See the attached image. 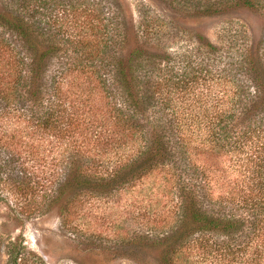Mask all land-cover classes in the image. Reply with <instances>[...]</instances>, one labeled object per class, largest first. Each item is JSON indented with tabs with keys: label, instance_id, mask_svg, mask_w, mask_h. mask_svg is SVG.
<instances>
[{
	"label": "trees",
	"instance_id": "1",
	"mask_svg": "<svg viewBox=\"0 0 264 264\" xmlns=\"http://www.w3.org/2000/svg\"><path fill=\"white\" fill-rule=\"evenodd\" d=\"M158 1L184 19L243 9L263 26L257 35L247 28L246 42L218 71L206 65L221 61L219 47L191 35L204 67L196 93L191 76L177 72V54L151 29L135 27L119 0H3L0 197L11 194L28 217L52 209L66 216L82 195L109 194L158 171L174 189L172 222L134 240L131 254L182 264L192 245L221 264H264V0ZM76 75L87 85L70 91ZM214 76L227 90L210 103ZM180 93L192 96L186 109L172 99ZM90 99L97 106L86 119L81 107ZM249 144L256 181L233 184L231 198L213 197L204 180L208 158Z\"/></svg>",
	"mask_w": 264,
	"mask_h": 264
},
{
	"label": "rangeland",
	"instance_id": "2",
	"mask_svg": "<svg viewBox=\"0 0 264 264\" xmlns=\"http://www.w3.org/2000/svg\"><path fill=\"white\" fill-rule=\"evenodd\" d=\"M2 2L0 0V7ZM119 2L127 18L134 21L135 27L140 25L151 29L156 41L177 54V72L184 71L191 76L192 90L196 93H201L204 87L203 64L202 55L196 49L197 43L191 35L200 33L219 47L221 61L218 56L217 63L206 65L212 67V71H218L223 68L226 57L246 42V29H251L257 35L263 26L261 19L243 9L227 15L184 19L158 0ZM168 19L179 25L171 24V27ZM161 24H164L163 28L157 30ZM181 28L189 31L185 32ZM74 78L66 88L78 91L75 85L82 83L86 87L83 76L76 75ZM214 78L209 85L215 90L212 91L215 94L210 103L227 90L226 85L219 84V80L217 83V78ZM174 97L172 95V99L177 101L176 108L189 107L192 96L180 93L177 98ZM79 103L82 105V101ZM93 106H97L95 99H90L81 107L86 119L91 118L88 113L94 111ZM92 134L88 133L89 136ZM205 134L199 133L198 143ZM253 145L249 144L245 152L208 158L204 180L213 197L224 193L225 197L231 198L235 185L242 181H256L250 177L252 173H248L255 169L248 155L252 153ZM129 149L124 148L120 152L124 156L129 155ZM173 190L170 180L162 177L158 171H153L132 179L109 194L80 196L66 216H59L52 209L45 214L36 213L29 217L15 205L20 203L18 200H13L9 193H3L0 197V264H11L9 253L13 255L15 250L19 256L17 264H156L153 253L138 251V254H131L129 250H134V246L129 247L134 240L142 239L143 235L157 234L170 226L171 209L175 204ZM190 246L187 247L188 253L182 264H221L210 257L206 249ZM232 264L242 263L235 261Z\"/></svg>",
	"mask_w": 264,
	"mask_h": 264
}]
</instances>
